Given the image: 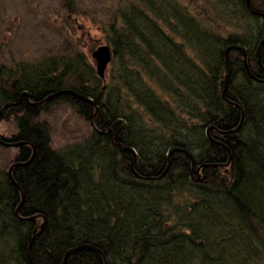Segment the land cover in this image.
Here are the masks:
<instances>
[{
  "label": "trees",
  "instance_id": "obj_1",
  "mask_svg": "<svg viewBox=\"0 0 264 264\" xmlns=\"http://www.w3.org/2000/svg\"><path fill=\"white\" fill-rule=\"evenodd\" d=\"M77 3L59 13H90ZM89 19L102 78L93 45L0 60V110L22 95L0 136L23 142L0 169V264H105L81 245L108 264H264V0H115ZM58 90L77 95L33 104ZM62 104L90 135L57 149L43 115Z\"/></svg>",
  "mask_w": 264,
  "mask_h": 264
},
{
  "label": "rangeland",
  "instance_id": "obj_2",
  "mask_svg": "<svg viewBox=\"0 0 264 264\" xmlns=\"http://www.w3.org/2000/svg\"><path fill=\"white\" fill-rule=\"evenodd\" d=\"M114 1L77 0L78 6L90 13L60 14L61 0H0V60L6 62L14 57L34 61L56 53L69 55L78 48L87 54L88 47L93 45L90 60L96 70L92 52L108 45L101 29L89 16L100 9L101 4L112 5ZM58 23L67 27L63 29L58 25L62 33L57 29ZM81 25L87 30L80 33ZM84 33L87 36H82ZM65 35L67 40L63 42ZM43 119L50 125L52 144L57 149L81 142L90 135V122L74 114L67 105L54 106ZM13 129L12 120L0 121V135H10ZM6 146L0 145V169L9 166L14 152Z\"/></svg>",
  "mask_w": 264,
  "mask_h": 264
},
{
  "label": "water",
  "instance_id": "obj_3",
  "mask_svg": "<svg viewBox=\"0 0 264 264\" xmlns=\"http://www.w3.org/2000/svg\"><path fill=\"white\" fill-rule=\"evenodd\" d=\"M263 42H264V40L261 42V44H262ZM92 57H93V59H94V61H95V64H96V71H97L99 77L102 78V77L104 76V73H105V69H106V67H107V64L109 63V61H110V59H111V51H110L109 46H106V45H105V46H100V47H98L96 50H94V51L92 52ZM67 92H70V93H73V94L77 95L76 92L71 91V90H60V91H57V92H55V93H52V94L48 95L44 100L39 101V102H34L33 104H40V103H42V102H44V101H46V100H49V99H51V98H53V97H55V96H57V95H59V94L67 93ZM25 95H26V97H28V94H27V93H25ZM21 97H22V95L19 96V98H18V100H17L16 102H8V103H5V104L2 106L1 110H0V116H1V114H2V112H3V110H4L5 108H7V107H9V106H11V105H15V104L19 103V102L21 101ZM79 97L82 98V99L89 100V99H87L86 97H84V96H82V95H79ZM89 101H90V100H89ZM22 143H23V142H9V141H7V140L2 139L1 136H0V144H2V145H7V146H18V145H20V144H22ZM192 162H193V161H192ZM18 164H19V163H17V162H13V163L9 166V172L11 171V169H12L13 166L18 165ZM192 164H193V163H192ZM202 166H203V165H202ZM197 172H198V170H197ZM198 178H199V177H198ZM22 195H23V194H22ZM20 205H21V203H20L19 206L17 207L16 213H17V211H18ZM43 224H44V222H43L39 227L42 228V227H43ZM31 240H32V239H31ZM31 240H30V242H31ZM79 247H88V248H91V249L97 251L98 253L101 254V256H102V258H103L105 264H108L105 255H104L103 252H101L98 248L93 247V246H89V245H81V246H79ZM67 252H68V251H67ZM65 258H66V255H65ZM65 258L63 259V261H62L61 264H64V262H65Z\"/></svg>",
  "mask_w": 264,
  "mask_h": 264
},
{
  "label": "bare ground",
  "instance_id": "obj_4",
  "mask_svg": "<svg viewBox=\"0 0 264 264\" xmlns=\"http://www.w3.org/2000/svg\"><path fill=\"white\" fill-rule=\"evenodd\" d=\"M59 91V90H58ZM53 93V92H52ZM47 97V96H46Z\"/></svg>",
  "mask_w": 264,
  "mask_h": 264
}]
</instances>
